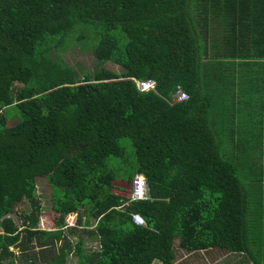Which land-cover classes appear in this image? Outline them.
<instances>
[{
	"label": "trees",
	"instance_id": "trees-1",
	"mask_svg": "<svg viewBox=\"0 0 264 264\" xmlns=\"http://www.w3.org/2000/svg\"><path fill=\"white\" fill-rule=\"evenodd\" d=\"M77 46L96 61L82 76L62 57ZM132 78L156 86L140 93ZM177 87L184 102L172 101ZM262 91L264 0H0V264H36L31 249L48 264L264 262L254 216L264 210L249 207L264 206V186L237 176L264 161V120H231L229 133L218 119L232 95ZM228 137L236 158L222 153ZM121 138L135 160L119 179L110 163L125 161ZM135 175L149 200L130 199ZM38 178L50 187L51 230L39 227ZM23 201L29 210L17 211Z\"/></svg>",
	"mask_w": 264,
	"mask_h": 264
},
{
	"label": "rangeland",
	"instance_id": "rangeland-1",
	"mask_svg": "<svg viewBox=\"0 0 264 264\" xmlns=\"http://www.w3.org/2000/svg\"><path fill=\"white\" fill-rule=\"evenodd\" d=\"M75 34V33H74ZM78 48V46H77ZM64 62H66L69 67L71 69H73V71H75L78 76H82L84 73L86 72H92V70L94 69V66L96 64L95 59L93 58V56L91 55V53L89 51H81L77 49H73V50H69L65 55L62 56ZM101 67H104L114 73H119L121 70L120 68L115 65L112 64L110 62L105 63L104 65H102V63L100 64ZM240 93V91L238 92V94ZM237 94V95H238ZM255 97L252 96H247V97H241V98H237V106L236 109L239 107V111L238 113H236V111H234L233 108H230L228 106V113H222V115H220L218 117V119L226 122L227 124H229L225 130H228L227 132H231L233 130L232 127V123L231 120H233V115L236 114V117L239 119L240 122L244 121V124L242 126H250L252 125L253 122L256 121H249L252 119H257V123L259 121V118L261 120H264V108L263 107H259L258 105V101L260 99H258V101L256 99H253ZM250 101L251 103L248 105H246V102ZM264 101V99H263ZM233 103V100H232ZM7 115L9 118L8 124L9 125H13L17 122L18 116H17V111L14 107H10L7 109ZM235 112V113H232ZM232 117V118H231ZM249 121V122H248ZM233 122V121H232ZM235 123H237V121H235ZM237 131V130H236ZM120 144L125 148V161L123 163L120 162L119 164V159H112L111 160V169H113L115 171V173L117 174V177H119V179H122V175H124V170L129 166V164L131 162H133L134 159V153H133V148L131 146L130 140L128 138H121L120 140ZM264 141V140H263ZM229 144H236V141L231 138L228 137V140H226V146L221 147L222 148V153L224 156H226V153L231 154L232 156L236 155V157H238L237 155V150H235L234 145H229ZM264 147V146H263ZM224 148V149H223ZM239 152V150H238ZM240 157H242V155L240 154ZM227 158V157H226ZM263 166V168H261ZM247 162L245 161L241 167V170L237 172V176L240 178V180L242 181L244 186L247 185H251L253 180H260L262 181L261 183L259 182L254 183V185L256 186H264V172L261 171L260 173H262V175L260 174H256L258 173V169H264V161L263 163H259L257 167V169H255L254 173H248L247 171ZM251 179H250V178ZM129 188L130 186H127L126 184H124L123 182H115L114 183V188L112 189L113 192L121 194V195H127V193H129ZM36 196L39 198L40 202H41V218L39 221V227L42 229H46V230H51L54 227V220H55V214L52 212L51 210V204H50V187L47 185L45 179L43 178H38L36 180ZM254 204H250L249 207L251 206H256L258 208H260L261 210H264V206H259V205H255ZM15 208L17 209V211L20 210H25L28 211L29 210V206L28 203L26 201H23L21 203H18ZM255 217L257 216V218H259L260 220L264 221V218H261L260 215L255 212ZM12 218L14 219V221L16 223H18V216L17 214H13ZM263 230H264V224H263ZM80 233V230L77 232V235ZM69 236V235H68ZM69 242L73 245L76 242V239L69 236L68 237ZM85 247L87 249H91V248H95L97 247V239H86L85 240ZM58 250H55L54 253L52 251L51 255H55L57 253ZM258 256H262L261 253H257ZM30 256H36V264H48L46 259L42 258L40 255V251L39 249H31L30 251H28V254ZM239 255H237L235 258L236 259H232V257L227 256L226 258H224L223 260H221L220 262H216V263H207L204 259L201 260L198 264H237V257ZM254 262V260H252ZM64 264H79L78 263V258L74 257L72 255H68L66 256L65 260H64ZM260 264H264V262H261Z\"/></svg>",
	"mask_w": 264,
	"mask_h": 264
},
{
	"label": "built area",
	"instance_id": "built-area-1",
	"mask_svg": "<svg viewBox=\"0 0 264 264\" xmlns=\"http://www.w3.org/2000/svg\"><path fill=\"white\" fill-rule=\"evenodd\" d=\"M132 81L135 84V87L138 92L144 93L147 91H153L156 86V81L154 80H137L132 78ZM176 92L172 97V101L176 103L184 102L187 100L188 96L179 88H176ZM130 199L133 201H146L149 199L148 190L146 186V182L143 176L136 175L131 183V191H130ZM132 223L140 226L145 225V221L138 214H131Z\"/></svg>",
	"mask_w": 264,
	"mask_h": 264
},
{
	"label": "crops",
	"instance_id": "crops-1",
	"mask_svg": "<svg viewBox=\"0 0 264 264\" xmlns=\"http://www.w3.org/2000/svg\"><path fill=\"white\" fill-rule=\"evenodd\" d=\"M235 92V91H234ZM233 92V93H234ZM232 96H234V97H236V99H234L233 100V103L229 106L230 108H233L234 109V111H236V113H238V111H239V107L236 109V106H237V98H241L242 96H237V94H235V95H232ZM253 99H256L257 101H258V99H260L259 101H258V105H259V107H263L264 108V101H263V99H264V91H262V92H259V93H257V95H256V97L255 98H253ZM251 102H246V104L249 106V104H250ZM228 111H229V109H228ZM228 111H227V113H228ZM223 113H225V111H223ZM232 113H235V112H232ZM233 122H235V121H237V123H240V121H239V119L236 117V114H234L233 116ZM259 120H260V118H259ZM232 137L235 139V137L232 135ZM250 249L253 251V252H256L257 251V248L252 244L251 245V247H250ZM237 255H234V256H231L232 257V259H236L235 257H236ZM200 258H202L201 256L200 257H198L197 258V260H195V261H193V264H198L202 259H200ZM196 259V258H195ZM198 259H200V260H198ZM237 264H256L255 262H253L251 259H249L248 258V256H246V255H244V254H241V255H239L238 257H237ZM218 262H220V261H218ZM154 264H159V263H154Z\"/></svg>",
	"mask_w": 264,
	"mask_h": 264
},
{
	"label": "clouds",
	"instance_id": "clouds-1",
	"mask_svg": "<svg viewBox=\"0 0 264 264\" xmlns=\"http://www.w3.org/2000/svg\"><path fill=\"white\" fill-rule=\"evenodd\" d=\"M135 176H136V175H135ZM135 176H134V177H135ZM141 176H142V175H141ZM134 177H133V178H134ZM143 177H144V176H143ZM144 179H145V178H144ZM132 180H133V179H132ZM145 182H146V180H145ZM146 186H147V184H146ZM147 190H148V187H147ZM148 195H149V193H148ZM149 199H150V196H149ZM149 199H148V200H149Z\"/></svg>",
	"mask_w": 264,
	"mask_h": 264
}]
</instances>
